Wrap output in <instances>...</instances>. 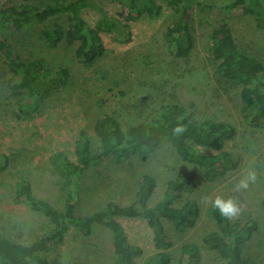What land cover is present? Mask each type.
<instances>
[{
	"label": "rangeland",
	"instance_id": "374dc122",
	"mask_svg": "<svg viewBox=\"0 0 264 264\" xmlns=\"http://www.w3.org/2000/svg\"><path fill=\"white\" fill-rule=\"evenodd\" d=\"M194 1L210 11H200L196 6L189 10L193 48L186 60L175 58L164 38L172 12L160 2L157 18L141 16L128 21L127 9L122 4L100 0L106 17L117 21L120 28L100 34L104 53L92 66L77 62L72 48L66 44L47 47L36 28L4 33L11 51L21 60L37 61L44 68H61L64 72L63 86L43 100L37 110H21L25 101L14 93L17 79L0 57V165L3 169L0 171V234L4 239L24 246L52 232L49 218L14 202L15 184L26 181L33 196L60 211L69 189L67 182L55 172L51 164L53 157L62 153L74 163V143L81 132L88 136L90 151L95 153L100 140L93 128L99 116L112 115L125 130L146 124L164 105L178 104L194 120L212 118L233 126L234 136L224 149L238 155L237 169L217 180L205 181L202 170L181 161L166 142L146 153L143 161L132 156L115 164L105 158L90 167L75 186L74 216H90L108 202L120 206L130 204L143 175L153 177L156 183L147 202L152 207L160 200L166 181L181 173H192L195 188L182 199L190 197L197 203L199 216L195 226L175 232L170 223L163 221L165 234L172 242L168 251L172 259L179 261L181 246L193 244L198 249L197 264H224L203 244L204 236L213 230L206 213L210 204L202 199L207 195L213 199L216 196L233 198L241 209L233 219H239L242 224L254 221L256 230L242 245V255L253 264H264V131L251 128L244 121L237 102L238 87L216 75L210 58L214 17L226 19L238 52L263 66L264 30L257 29L253 17L242 8L229 14L224 12L222 7L234 0ZM39 3L40 0H0V12ZM99 18L92 10L83 14L89 27H94ZM54 23L63 28L67 26L63 17ZM249 171L255 173V182L249 183L247 189L236 191L235 184ZM117 221L129 243L142 251L134 259L135 264H145L156 253L150 229L138 219ZM41 256L58 259L63 264H112V238L101 226H94L88 236L71 227L62 244L50 247Z\"/></svg>",
	"mask_w": 264,
	"mask_h": 264
},
{
	"label": "trees",
	"instance_id": "16d2710c",
	"mask_svg": "<svg viewBox=\"0 0 264 264\" xmlns=\"http://www.w3.org/2000/svg\"><path fill=\"white\" fill-rule=\"evenodd\" d=\"M99 1L40 0L37 5L27 4L0 12V57L8 71L17 79L14 93L25 101L21 110H37L43 100L63 86L64 72L61 68H44L37 61L21 60L11 51L4 33L36 28L47 47L55 48L66 44L72 48L77 62L92 66L104 53L100 34L120 28L117 21L106 17ZM105 1L122 4L127 9L128 21H135L141 16L155 19L161 11L158 2L165 5L172 12V19L164 38L171 46L174 57L184 60L188 59L193 48L189 10L196 6L200 11H210L194 0ZM238 8L253 17L257 29L264 30V0H234L222 7L227 14ZM90 10L100 17L94 27H89L83 20V14ZM60 17L66 19L67 26L64 28L54 23ZM212 20L215 28L210 33V58L216 75L222 81L231 82L238 87L237 102L244 121L251 128L264 131V66L238 52L225 18L214 17ZM178 125L186 128L180 137L173 135V129ZM93 131L100 140L95 153L90 151L88 136L81 132L74 143V163L62 153L53 157L51 164L55 172L67 182L69 189L60 211L55 210L47 201L33 196L26 181L15 184L14 202L22 203L49 218L52 232L47 237L24 246L6 240L0 234V264H63L58 259H46L41 255L50 247L62 244L71 227L78 228L88 236L94 226L104 227L111 235L114 254L112 264H135L134 259L142 251L129 243L117 221L119 218L141 220L150 229L156 253L145 264H197L198 249L193 244L181 246L179 261L172 259L168 253L172 242L167 238L163 226V221H167L175 232H184L195 226L199 216L197 203L190 197L182 199L184 194H191L195 188L192 173H181L166 181L160 200L152 207H148L147 202L156 183L149 175H143L139 179L130 204L120 206L108 202L101 211L87 217L74 216L75 193L72 192H75V186L77 187L85 172L103 159L109 158L113 163L119 164L132 156H138L143 161L146 153L157 149L163 142L172 147L173 153L181 161L200 168L205 181L217 180L234 172L238 166V155L224 149L225 144L234 136L233 126L212 118L194 120L184 106L168 104L162 106L159 114L146 124L129 126L125 130L121 128L117 118L102 114L96 119ZM2 170L0 165V171ZM206 213L213 230L203 238L205 249L215 253L224 264H253L243 257L241 248L256 230L254 221L242 224L239 219L225 218L211 205Z\"/></svg>",
	"mask_w": 264,
	"mask_h": 264
},
{
	"label": "clouds",
	"instance_id": "9594fccd",
	"mask_svg": "<svg viewBox=\"0 0 264 264\" xmlns=\"http://www.w3.org/2000/svg\"><path fill=\"white\" fill-rule=\"evenodd\" d=\"M185 131L186 128L183 125H178L173 129V135L180 137L185 133ZM255 180V173L249 171L247 176L243 177L235 184V190L241 191L247 189L249 183H254ZM202 199L204 203L210 204L213 209H217L219 211L221 216L228 219L238 215L241 211L238 203L233 198L225 199L221 196H216L215 199H213L212 197L205 195Z\"/></svg>",
	"mask_w": 264,
	"mask_h": 264
}]
</instances>
